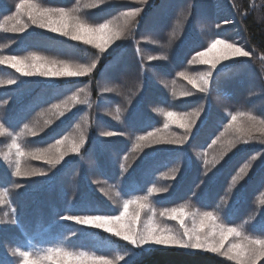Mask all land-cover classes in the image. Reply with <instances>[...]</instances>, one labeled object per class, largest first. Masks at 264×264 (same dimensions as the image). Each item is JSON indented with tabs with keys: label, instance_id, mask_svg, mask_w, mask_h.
<instances>
[{
	"label": "trees",
	"instance_id": "obj_1",
	"mask_svg": "<svg viewBox=\"0 0 264 264\" xmlns=\"http://www.w3.org/2000/svg\"><path fill=\"white\" fill-rule=\"evenodd\" d=\"M74 3L75 0H15L14 5L13 0H0V45L4 46L0 47L3 61L0 62V160L18 132L22 151L16 164L13 160L2 166L0 161V189L11 200L8 208L0 207V221H6L0 224V264L20 262L18 255H10L12 249L18 254L20 249L30 247L31 242H51L64 233V242L70 248H97L91 235L75 233L74 217L89 213L114 215L117 208L110 200L115 195L122 206L125 200L137 198L136 202L145 205L142 214L148 217L152 211L156 215L155 208L149 210L145 192L159 172L177 161L181 163V171L170 191L152 197L154 205L167 208L168 213L189 212L176 205L182 204L193 192L197 209H212L237 170L250 156L259 153L251 168L245 169L247 175L233 190L224 213L229 224L242 221L251 210L254 197L257 201L264 200V145L258 142L239 145L215 164L207 176H202V162L196 154H203L210 162L217 151L214 140L228 131H241L243 114L233 112L229 118L218 104L226 102L233 110L252 108L264 116V0H148L141 9L132 38L119 40L120 34L113 31L112 42L103 45L96 44L95 36L92 40L86 37L89 32L85 31L94 28L77 27L66 11H51L69 9ZM139 7L135 0H109L84 15L91 22L99 23L125 10L134 13ZM25 18L45 27L20 30ZM121 23L116 21L107 26ZM178 36L181 38L176 41ZM213 37L218 39L208 46ZM214 43L231 45L241 54L226 62L217 59V64L196 63L194 53H204ZM98 53V63L89 67V61ZM162 53L167 54V60L159 58ZM32 57L40 58L33 63L45 65L43 58H56L75 61V65L91 70L79 74L82 76L77 79L45 83L13 66L17 60L30 64L34 61ZM209 67L213 68L208 84L211 94L206 95L194 85L196 79L192 73ZM173 80L177 88L185 85L195 94L173 100L170 95ZM85 85L90 92L91 107L80 102L81 96L74 95ZM109 88L115 91H107ZM131 92L137 94L127 104L126 95ZM249 92L254 95L249 96ZM201 103L205 110L186 142H163L168 137L163 131L162 119L151 108L159 106L186 112ZM117 106L126 108L120 121L105 114ZM85 113L89 115L90 127L81 148L74 139L72 127ZM53 114L59 119L41 134L30 135L32 125L43 123ZM185 117L167 116V124L186 127L191 118ZM29 121L31 124L25 128ZM149 133L163 140L145 142L151 147L137 148L138 138ZM70 144L74 150L69 156L61 154L64 149L70 150ZM24 146L46 147V150L41 154H26ZM29 158L36 167L45 169L53 161L59 163L44 174L12 176L14 170L28 171L23 164ZM131 163L121 174L122 168ZM199 212L211 216L209 212ZM166 222L165 232L185 238L182 228L172 225L174 220ZM248 230L264 235V209ZM118 244L119 251L132 252L127 256L132 259L123 264H237L222 251L212 253L181 246L138 250L126 242L118 241ZM109 253L117 258L112 250ZM109 253L105 254L106 258Z\"/></svg>",
	"mask_w": 264,
	"mask_h": 264
},
{
	"label": "clouds",
	"instance_id": "obj_2",
	"mask_svg": "<svg viewBox=\"0 0 264 264\" xmlns=\"http://www.w3.org/2000/svg\"><path fill=\"white\" fill-rule=\"evenodd\" d=\"M135 2L140 5L139 8L134 10V15H130L128 12H120L117 13L115 16L109 17L99 23H93L87 19L84 13L88 10H92L98 7H101L107 3L109 0H75V3L69 9H52L53 12H68L72 16V23H74L77 27L86 26L88 28L99 29L102 27L107 26L110 23L116 21H123L121 24V33L117 36L119 40H127L132 38V34L134 30L137 28L138 24V17L141 13V9L147 4L148 0H135ZM13 4L15 5V0H13ZM15 10V9H14ZM32 26L42 28L45 27V24L32 21L30 19H24V23L20 26V30H24L27 28H31ZM52 30V29H49ZM71 28L69 29V32ZM62 35H67L68 33L61 32ZM72 38V37H70ZM181 36L176 38L178 41ZM218 38L213 37L208 41V46H210L213 42H215ZM234 43V42H233ZM0 47H4L0 45ZM204 51V50H202ZM194 55H199L198 53H194ZM162 60H167L168 56L166 53H162L159 57ZM12 59V58H8ZM46 60L44 65V71L48 72H59L64 70L63 66L68 64H75V61L69 60H59L56 58H43ZM255 60V57H252ZM99 61V53L97 56L89 61V67H94ZM0 62H3L0 60ZM215 66V65H214ZM213 66V67H214ZM187 71V68L184 69ZM213 68L209 67L206 68L204 71L192 73L194 77L201 83L200 91L204 92L206 95L211 94V89L209 88V80L212 76ZM107 91H115L113 88L107 89ZM118 95H126L124 93H117ZM137 92H131L130 95L127 96V104H131L133 98L136 96ZM195 92L185 86L181 85L179 88L176 87V81L173 80V90L170 92V95L173 100L179 99L182 96H192ZM74 95L81 96L82 99L80 100L81 103L89 104L88 97L90 96V92L88 91V86L85 85L83 88H79L76 90ZM254 95V93L249 92V96ZM221 111L227 115L229 118L232 117L233 112L235 113H242V123L240 125L241 131H228L227 135L219 136L217 139L214 140V147L216 148V154L213 156L212 160L209 162L204 159L203 154L197 153V159L202 162V176H207V174L212 170L215 164L219 163L225 156H227L230 152L236 149L241 144H247L251 142H258L261 145H264V116L256 114L255 110L252 108H243V107H236L234 110L230 109L227 103L218 104ZM126 110L125 107L117 106L113 110H106L105 114L111 116L114 120L120 121L121 117ZM205 110V105L203 103L195 106L187 110L186 112H178L173 109H167L164 107H152L151 111L155 113L157 116L161 117L163 123V131L166 133L168 139L163 141L165 143H181L186 142L187 138L192 134L193 129L195 128L197 120L200 118V114L203 113ZM167 114V115H166ZM62 115V113H61ZM174 115L178 118L182 117H190L189 127H174L167 124L166 117ZM59 119L58 115H50L43 123H37L31 126L32 131L30 135L36 136L44 132V130L48 127V125L52 124L55 120ZM31 124V121L28 124L24 125V127H28ZM90 127L89 123V115L85 113L80 119L73 125L72 132L74 134V139H76L80 147H83L84 141L87 138L88 130ZM146 147H151L150 144L145 145ZM46 147H51L48 145ZM46 147H28L24 146V151L26 154L36 153L41 154L46 150ZM260 154L256 153L249 157L248 161L238 169L237 172L234 174L233 179L229 182L228 187L225 189L223 195L219 197L218 203L212 209H197V206L193 202L192 197L195 195V192L192 193L186 200L182 202L180 205H176V207H184L190 213L193 211H204L209 212L212 217V225L208 231H206L203 236L207 242H213L214 244H220L223 240V247L226 251L232 249L237 254H244L245 256L248 255L249 249H254L255 251L248 259L247 264H257V261L264 257V235H256L248 230V226L256 220L258 214L264 209V200L257 201L255 197L252 201V208L248 212L247 216L242 219L239 223L229 224L228 221L224 217V213L227 211L229 207L230 197L233 193V190L239 184L241 180L245 178L247 172L245 169H250L252 163L258 158ZM135 161V160H134ZM133 161V162H134ZM5 162L7 163V157H5ZM132 162V163H133ZM45 163H48L45 161ZM59 161L50 163L48 167L40 168L36 167L33 163L32 159H26L23 167L28 169L27 173L30 175L33 174H44L46 172L52 171L53 168L56 167ZM131 164H126L125 167L122 168V173L126 172L128 168L132 166ZM181 171V163L179 161L172 164L170 167L166 168L165 170L159 172L156 177L153 185L149 187L148 190L145 192V196L147 197V204L149 206V210L155 208L156 212V222L159 223L165 231L168 230V225L166 222V218L161 217V213H165V216L168 209L158 208L154 205L152 201V197L160 194H164L170 191L172 188V182L177 178L178 174ZM17 172L14 170L12 171V176H16ZM117 186L113 185V188L116 189ZM264 191V190H262ZM110 202L116 206L117 212L112 216H104V215H94L86 220H91L93 223L89 224L91 227L100 229L102 231H108L107 225L113 221L118 220L120 218V212L122 211V201L117 198V195L113 196ZM151 218L149 217V220ZM6 221H0V224H4ZM151 224L149 225L148 231H151ZM231 234L230 239H227V243H225L224 236L226 234ZM115 235V233H112ZM145 238V233H138L137 234V243L139 240ZM7 250V249H6ZM65 253L70 254L73 256L72 253L59 249L53 255L63 258L65 257ZM128 251V255H129ZM10 255L16 256L17 251L12 249L10 251ZM82 259L88 261V264H96V255H88L84 252L79 253L78 255ZM16 264H19V260H17Z\"/></svg>",
	"mask_w": 264,
	"mask_h": 264
},
{
	"label": "rangeland",
	"instance_id": "obj_3",
	"mask_svg": "<svg viewBox=\"0 0 264 264\" xmlns=\"http://www.w3.org/2000/svg\"><path fill=\"white\" fill-rule=\"evenodd\" d=\"M123 1V0H122ZM127 1V0H124ZM33 8V7H30ZM128 12V11H124ZM129 14L133 13V11H129ZM123 23V21H122ZM121 23V24H122ZM121 33V25H114V26H105L99 29H92L86 30L85 33H88L86 37H94L97 45H103L106 42H112L113 35L110 36L112 32ZM93 38H91L92 40ZM90 40V41H91ZM213 45H215L213 47ZM207 51L201 53L195 57L196 63L199 64H210L216 63L217 59L220 60H229L231 57L234 56V53L238 51H234L231 45L224 44V43H214ZM237 56V55H236ZM31 61L30 64L24 62L22 65H15L17 68H23L24 75L29 76L30 78H35L37 81H43L45 83H54L57 80L62 79H77L82 75H79L78 70L82 67L77 66L75 64L67 65L69 66V71L77 70V74L75 75H45L44 71V64L33 63ZM50 72V71H48ZM30 73V74H29ZM196 79V77H195ZM196 85V88H201V83L196 79L193 82ZM76 100V99H75ZM63 119V118H62ZM1 132V128H0ZM19 132L14 135L11 140L13 141L7 148V152L2 155L1 165L5 166V157H7V162L13 161L14 163H18L19 159L22 156L21 146L19 145ZM70 150L64 149V153L66 156H69ZM75 147V145H74ZM59 153V151H58ZM66 160V159H65ZM3 193V194H2ZM5 192L0 189V207H4L5 209L8 208V203L11 202L10 198L4 195ZM136 199H131L130 201L125 200L124 205L122 206V211L120 212V218L118 220L111 221L107 227L108 229H112V231H102L100 229L91 227L89 224L82 223L83 220L90 218L94 215H104L99 213H89V214H82L80 216L74 217V224H75V233H84L87 235H91V240L93 239L96 244H98L97 248L95 247H82L80 249H74L67 246V243L64 242L65 233L63 236L58 235L57 238L51 240V242L44 243L43 242H31L30 247L27 245L25 248H22L18 252V257L20 258L19 264H88V261L79 257V253L84 252L88 255H96V264H123L125 260L132 259L131 257H127L131 255V251L122 252L119 251L116 247L118 241L126 242L131 244L134 248H144L146 250L152 248H165L168 246H175V245H163L156 243L157 240H165L171 237H176L180 240L188 241L189 243H204L207 242L203 236V234L208 231L213 223L212 217L210 215L200 213V212H185L183 210H177L173 212H167L165 214H161L162 218H166L168 222L170 220H174V224L182 228L185 238L177 237L172 235L173 233H167L164 231V228L161 227L159 223L156 222V215L150 211L148 217L142 212L145 210V205L143 203L136 202ZM11 205V204H10ZM167 209V208H164ZM3 212H10V210H2ZM104 216H112V215H104ZM149 217L151 218L149 220ZM151 224V231H148L149 225ZM112 233H115L113 235ZM138 233H145V238L139 240L137 243V234ZM231 234H226L224 236L225 243H227V239H230ZM89 238V237H88ZM107 242H105L104 240ZM143 241V243H141ZM106 248V249H103ZM62 249L64 251L72 253L73 256H65L63 258L57 257L53 255L56 251ZM110 250H112L116 257H123V260H118L117 258H112V254H110ZM205 250V249H204ZM222 252H225V248H221ZM109 257L106 258L105 254ZM125 253V254H122ZM111 260H113L111 262ZM116 260V261H115ZM237 262V261H236ZM260 261H257L259 264Z\"/></svg>",
	"mask_w": 264,
	"mask_h": 264
},
{
	"label": "snow or ice",
	"instance_id": "obj_4",
	"mask_svg": "<svg viewBox=\"0 0 264 264\" xmlns=\"http://www.w3.org/2000/svg\"><path fill=\"white\" fill-rule=\"evenodd\" d=\"M130 15H134V13H132ZM117 34H119V33H117ZM214 46L215 45H213V47ZM240 54L241 53H239V52L234 53V55H240ZM32 59L33 60H37V59H40V58L39 57H32ZM17 64L22 65V64H24V61L17 60L13 66H15ZM63 69L64 70L59 71V72H51L50 71V72H45L43 74H45V75H75V74H77V70L69 71V66H67V65H64ZM17 70L24 71L23 68H18ZM90 70L91 69L81 68V69L78 70V72H79V74H83V73L88 72ZM180 75L183 76L185 74L181 73ZM184 119H186V117ZM233 119H235V118H233ZM185 126L189 127L190 125H185ZM106 135H111V133H106ZM161 140H163V139L162 138H157L155 133H149L148 136H141V137L138 138V141L144 142V143L138 142L136 147L137 148L144 147L145 146V142H147V143H159V142H161ZM71 150H74V149H71ZM53 162H55V161H53ZM17 175H30V173H27V172L21 173V172L18 171ZM82 223L91 224V223H93V221H91V220H83ZM108 231L111 232L112 229H108ZM141 243H143V241H141ZM156 243L163 244V245H175V246H181V247H188V248H193V249H205V250H207L209 252H212V253H218V252L221 251V248L223 247V243L224 242L222 240L220 244H214L213 242L189 243L186 240H180V239H178L176 237H171L169 239H165V240H162V241L161 240H157ZM254 251H255L254 249H249L247 256H245L244 254H237L232 249H229L228 251H225L222 254L224 256H227V258L229 260L237 261V264H247L248 259L251 257V255L253 254ZM65 256H70V254L65 253ZM117 259L118 260H123L124 258L123 257H117ZM258 261H260L261 264H264V257H261Z\"/></svg>",
	"mask_w": 264,
	"mask_h": 264
}]
</instances>
